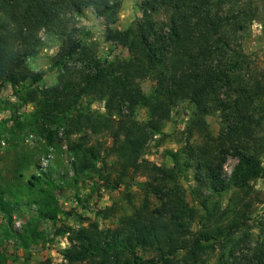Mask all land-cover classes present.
I'll return each mask as SVG.
<instances>
[{
	"label": "trees",
	"instance_id": "1",
	"mask_svg": "<svg viewBox=\"0 0 264 264\" xmlns=\"http://www.w3.org/2000/svg\"><path fill=\"white\" fill-rule=\"evenodd\" d=\"M226 1L238 0H143V18L120 31L116 29L122 9L119 0H0V93L11 87L21 105L33 106L24 118H14L15 126L43 134L50 142L54 128H63L69 139L78 137L69 143L75 176L99 177L108 183L99 168L106 162L99 137H110L111 155L118 159L113 165L119 175L116 186L130 173L136 176L149 170L153 180L159 176L162 183L174 181L178 172L193 170L195 181L212 193L264 178L257 150L248 140L253 124L262 125L256 119V103L264 96V82L259 67L238 43L244 29L241 21L228 35L230 23L221 7ZM85 8L103 19L107 39L126 48L129 58L102 60L86 45L85 34L71 27L72 16L82 15ZM234 10L228 12L231 17L236 16ZM158 14L165 19L157 20ZM42 35L61 43L54 59L61 74L50 88L38 86L44 73H32L26 63L45 46ZM72 62L80 64V70H72ZM150 77H158L161 86L147 95L142 81ZM186 101L196 107L198 126H203L207 115L221 112L229 123L226 135L238 142L230 140L227 155L213 153L209 144L188 145L173 155L176 164L170 169L143 164L149 142L162 133L173 109ZM95 102L105 104L106 114L92 109ZM141 108L147 111L146 122L137 119ZM228 154L238 160L229 179L223 175ZM42 182L41 176H33L29 185L38 187ZM147 186L152 194H163L162 188ZM3 195L0 187V204ZM178 204L171 209L165 203L149 221H131L128 229L65 232L70 247L61 251V264H198L202 252L214 249L209 243L221 233L194 234L191 220L196 212L182 201ZM61 213L56 203L46 205L37 223L56 222ZM140 252L154 257L143 259ZM253 263L264 264V246Z\"/></svg>",
	"mask_w": 264,
	"mask_h": 264
},
{
	"label": "rangeland",
	"instance_id": "2",
	"mask_svg": "<svg viewBox=\"0 0 264 264\" xmlns=\"http://www.w3.org/2000/svg\"><path fill=\"white\" fill-rule=\"evenodd\" d=\"M119 1L122 9L116 29L125 31L133 22L143 18V0ZM221 7L222 15L229 19L228 35L240 21L244 26L238 34V43L259 67V79L264 82V0H238L235 4L226 1ZM234 8L236 16L231 17L228 12ZM156 19L162 21L165 17L158 14ZM71 27L85 34L84 42L98 58L116 61L130 57L126 48L107 39L105 22L91 8H85L82 15L72 16ZM43 37L45 46L26 63L32 73H44L43 83L38 86L50 88L58 84L61 74L54 61L61 43ZM70 67L75 71L80 70L81 65L72 62ZM160 86L158 77L142 81L147 95L157 92ZM256 105L259 110L256 119L262 125L257 128L253 124L248 140L257 150L264 168V96ZM92 109L102 114L107 112L103 102L93 103ZM32 111V105L20 104L11 87L2 89L0 187L4 191V202L0 204V264H61L64 262L61 251L70 247L69 234L65 232L89 227L99 233L128 229L131 221H149L163 204L174 209L179 207L180 201L196 212L191 220L194 234L201 231L221 233L218 240L209 243L214 244V249L202 252L198 264H255L254 257L264 246V178L250 182L246 187L232 186L226 191L212 193L195 181L193 170L178 172L174 181L166 183H162L159 176L153 180V173L149 170L136 176L130 173L120 186H116L119 175L113 165L118 159L111 155L113 140L108 136L99 137L106 161L100 163L99 168L111 183L99 177L93 180L78 178L73 169L69 143L79 138L69 139L63 128H54L50 142L36 131L17 128L14 118H24ZM195 115L194 104L188 101L179 103L162 133L147 145L141 157L143 164L173 168L176 164L173 155L183 152L188 145L201 148L209 144L213 153L227 155L226 151L233 144L231 141L237 143L238 139L226 135L229 123L225 116L213 112L205 117L203 126H198ZM147 118L146 109H139L137 119L146 122ZM180 160L181 163L184 161L183 155ZM237 163L238 160L228 154L224 177L229 179L232 176ZM33 176L43 178L38 187L29 185ZM147 184L162 188L163 194H152ZM55 203L63 210L57 221L37 223L40 209ZM58 230L65 234H59ZM140 254L143 259L154 257L149 252Z\"/></svg>",
	"mask_w": 264,
	"mask_h": 264
}]
</instances>
